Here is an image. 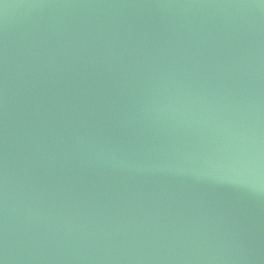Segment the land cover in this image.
I'll return each instance as SVG.
<instances>
[{"label": "water", "instance_id": "95a60500", "mask_svg": "<svg viewBox=\"0 0 264 264\" xmlns=\"http://www.w3.org/2000/svg\"><path fill=\"white\" fill-rule=\"evenodd\" d=\"M0 264H264V0H0Z\"/></svg>", "mask_w": 264, "mask_h": 264}]
</instances>
